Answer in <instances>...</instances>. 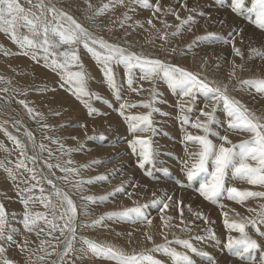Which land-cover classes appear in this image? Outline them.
I'll return each mask as SVG.
<instances>
[{"label":"rangeland","instance_id":"rangeland-1","mask_svg":"<svg viewBox=\"0 0 264 264\" xmlns=\"http://www.w3.org/2000/svg\"><path fill=\"white\" fill-rule=\"evenodd\" d=\"M213 1L0 0V264H119L124 258L136 257L146 249L151 253L153 246L156 249L168 241L171 242L169 248L187 255L195 264L205 259L200 258L198 252H206L215 260L220 258L216 260L217 264H227L225 258L228 256H219L218 252L228 247L229 235L238 238L239 233L224 228L222 212L228 213L230 221L245 219L246 234L260 244V249L248 253V257L255 259L264 252V220L258 218L264 197H249L240 202L241 206L228 199L226 192L227 187H235L240 191L264 193V185L254 186L246 179H239L229 168L225 190L216 202L199 196L196 189L204 174L192 183L185 182L187 176L183 166L185 160L190 161L189 153L196 152L199 146L186 142L183 139L186 132L173 130L172 126L181 124V119L188 117H192L193 123L198 118L203 121L204 117L200 116L202 106L197 108L199 113L187 111L184 98H178L181 90L177 98L171 97L170 89L161 82L166 81L162 78L163 68L179 70L180 74H187L201 84L225 92L246 111L249 108L238 97V91L244 93L245 88L250 87L249 92L253 91L257 101L261 102L259 97L264 98V92L253 83H247L264 81V68L259 74L247 71L254 62L245 68L243 66L248 56L253 60L263 57V42L254 47L247 46L246 52L242 49L239 55H232L233 50L227 55L224 46L208 47L232 42L234 32L244 44L248 30L242 27L244 25L264 35V29L255 25L249 11L252 0H244V5L235 13L230 11L232 5L229 6L228 0ZM215 6L230 18L219 17L212 12ZM201 24H205L204 28L197 30L195 25ZM171 36L174 40H170ZM228 37L232 39L227 41ZM185 48L188 52L178 60L179 52ZM116 50L120 51L116 53ZM240 56L242 60L237 61ZM122 57L130 58L131 64L151 66L157 71L149 78L141 67L133 68L137 72L131 77L133 87L124 89L120 86L122 79L120 81L119 77L124 81L131 73L128 74L126 65L119 62ZM102 68L113 73L117 83L115 89L109 86ZM159 82L164 106L157 104L160 96L155 94V85ZM199 95L202 103L198 101L203 107L211 103L204 94ZM121 103L136 105V108H125L121 115ZM145 104L149 107L145 108ZM153 108L154 112L158 110L157 114L152 112ZM222 108L221 103L210 125L215 133L209 136L213 144L218 146L222 143L218 137L224 135L235 145L251 139L252 134L244 133L246 131L221 133L215 120L221 118L227 123ZM163 112H168L165 118L161 116ZM148 113H151L155 132L141 131L131 135L124 117ZM249 116L255 119L250 113ZM90 122L92 124L89 125ZM192 128L191 131L196 129ZM161 131L163 134L159 137L156 132ZM197 132V135L204 134L202 129ZM237 136L238 139L233 141ZM136 137L148 139L152 151H157L160 157L157 167L162 169L163 175L148 179L142 173L137 176L133 173L139 168V158H129L131 154L138 155L131 152L129 142ZM114 155L118 158H112ZM128 160L132 163L133 172L129 169V173L123 176L125 179L122 177L112 185L104 186L110 175L120 174L119 170L127 166ZM181 163L182 166H178ZM249 163L255 165L253 161ZM135 176L137 185L133 180ZM142 176L145 184L142 179L137 181V177ZM152 180L157 182L158 190ZM171 180L173 183L169 182ZM184 190L195 192L188 202L182 200L183 205L189 204L190 212L189 208L185 210L182 207L179 200V197L187 199L183 197ZM151 192L153 194H149ZM123 196L127 201L121 198ZM119 198V203L115 202ZM165 202L166 214L176 213L179 209L185 215H192L202 228L212 226L215 239L196 234L194 230L184 234L186 219L179 225H163L162 231L156 230V223L133 224L149 220V209L155 206L163 209ZM193 212L201 213L209 224H204V219L194 216ZM210 213L214 215L212 219H209ZM74 220L78 224L76 233L72 227ZM249 220L254 222L250 225L247 223ZM111 223L116 227L129 226L125 229V236L130 243L117 250L110 244L107 232ZM147 229L153 233L147 235ZM197 235L206 239L202 242L196 240ZM174 239H195L197 256L175 243ZM156 241L160 242L154 245ZM238 251L239 246L232 253ZM169 258L171 264H175L177 258L170 253ZM159 264H169V260Z\"/></svg>","mask_w":264,"mask_h":264},{"label":"snow or ice","instance_id":"snow-or-ice-1","mask_svg":"<svg viewBox=\"0 0 264 264\" xmlns=\"http://www.w3.org/2000/svg\"><path fill=\"white\" fill-rule=\"evenodd\" d=\"M244 5V0H232V11L237 12ZM249 11L255 14V25L264 29V0H252ZM235 54L239 55L238 49L234 48ZM126 65L127 73L130 74L135 67H141L145 75L151 77V75L157 71L154 67L131 64L130 58L122 57L119 61ZM103 75L106 77L108 84L111 88H116V81L113 73L110 69L102 68ZM162 78L167 81L171 88H178L181 90L184 102L187 104V111H191V106L196 103L198 93H203L205 97L211 101V103L205 104L204 108L200 110V116L204 117L201 121L199 118L192 125L196 129H202L203 135L186 134L183 139L186 142H195L199 147L196 152L189 153L190 161L185 160L183 162L184 169H186V176L189 182L193 181L200 174H204V178L199 182V186L196 189L199 196L204 200L216 202L222 191L225 190V176L226 171L231 168L234 176L246 179L248 183L252 185H264V124H253L249 119L246 110L239 104V102L230 99L229 96L216 88L213 89L208 85L201 84L195 78H190L187 74H180L179 70L172 71L167 68L162 69ZM254 86L261 92H264V82H252ZM223 104V108L229 118L228 128L231 130L248 131L252 134L251 139L242 141L238 145L232 144L227 135L219 136L222 141L219 146L213 144L209 136L215 134L212 132L210 125L214 122V113L220 104ZM129 107H136V105H129L121 103L119 105L120 114L123 115V110ZM145 108L149 105L145 104ZM210 109V110H209ZM155 111V109H154ZM128 121L129 129L135 133L137 131L143 132H155L152 127L151 113L145 115H128L124 117ZM187 118L184 119V123H187ZM130 143V148L133 153L139 151V160L137 166L140 169H144L147 163H150L153 159V151L148 139L136 137ZM230 145V146H225ZM238 149V150H237ZM249 161L255 162V165L250 164ZM151 176L152 172L149 170L145 173ZM227 198L235 200L238 203L246 200L249 197H264V193L240 191L235 187H227ZM155 206V205H154ZM167 205H165V208ZM189 211L191 208L189 207ZM194 216L203 218L205 224L209 221L206 217H202L199 212H193ZM222 223L224 228L229 231H236L239 233V237H233L229 235L227 237V246L233 245L239 246V251L235 253L237 257H243L246 259L245 254L260 249V244L255 239H251L245 232V219H241L239 222L236 220L230 221L228 219V213L222 212ZM258 218L264 220V206H261ZM253 220H249L247 223H253ZM206 234L209 237L215 239L213 235V229L208 227ZM196 240H201V236L195 237ZM171 242H166L163 245L157 246L154 251H164L170 253L174 258L181 259L184 264H192L187 255L168 247ZM175 243L182 245L184 248L190 250L192 253L197 252V248L189 240L175 239ZM206 257L208 264H215V259L208 253H203ZM135 257L127 258L121 262V264H134ZM145 261L148 264H158L152 257H146ZM260 264H264V252L260 256Z\"/></svg>","mask_w":264,"mask_h":264},{"label":"bare ground","instance_id":"bare-ground-1","mask_svg":"<svg viewBox=\"0 0 264 264\" xmlns=\"http://www.w3.org/2000/svg\"><path fill=\"white\" fill-rule=\"evenodd\" d=\"M213 1V0H212ZM214 2V1H213ZM219 2V1H218ZM228 4H229V6L230 5H232V0H228V2H227ZM194 4V3H193ZM218 4V3H217ZM221 4V3H220ZM174 5V4H173ZM221 5H223V4H221ZM224 7H226V6H224ZM230 7H232V6H230ZM215 8L217 9H211L212 10V12H215L216 14H218L219 15V17H222V16H224L225 18H230L229 16H227L225 13H221L219 10L221 9L220 7L218 8V7H216L215 6ZM171 9V8H170ZM173 9V8H172ZM230 11H232V10H230ZM174 12V11H173ZM172 12V13H173ZM233 12V11H232ZM142 13V12H141ZM231 14V13H230ZM234 14V13H233ZM172 15V14H171ZM226 15V16H225ZM126 16V15H125ZM139 17L141 16V15H138ZM174 16V15H173ZM240 16V15H239ZM141 17H143V16H141ZM140 17V18H141ZM127 18V17H126ZM224 18V19H225ZM238 18V17H237ZM252 18L255 20V14L254 13H252ZM172 19V18H171ZM220 19V18H219ZM218 19V20H219ZM239 19V18H238ZM222 20V19H221ZM228 20V19H227ZM227 20H225V21H227ZM230 20V19H229ZM243 20V19H242ZM245 21V20H244ZM140 24V23H139ZM235 24V23H234ZM247 24V23H246ZM232 25H233V23H232ZM239 25V24H238ZM204 26H205V24H201L200 26L199 25H195V28H197V30H199V29H203L204 28ZM241 27V26H240ZM239 27V28H240ZM242 27H245V29H248L246 32H247V35H246V38H245V43L244 44H242V39L239 37V35L237 36V35H234L235 34V32L232 34L233 36H234V38L232 39V38H230V37H228L227 38V41H229V39H232V42H226V43H220V44H211L210 46H208V47H212V46H219V47H222V46H224L225 47V53L228 55L232 50H233V53H232V55H235V52H234V48L235 49H238V51L240 52V51H242V49H243V52L245 53L246 52V50L245 49H247V46L249 47V46H251L252 45V47H254V45L255 44H257V43H261V42H263L264 43V35H261V34H258L257 32H255L254 30H252V28L251 27H249V26H246V25H244V26H242ZM257 28V27H256ZM240 30V29H239ZM262 31V30H261ZM200 32V31H199ZM237 32V31H236ZM203 33V32H202ZM236 34H238V33H236ZM161 35V34H160ZM188 35H190V34H188ZM231 36V35H230ZM232 36V37H233ZM252 38V39H248V38ZM171 39H173L174 40V36H171L170 37V40ZM180 40V39H179ZM231 41V40H230ZM254 41H255V43H254ZM208 43H211V42H208ZM247 44V45H246ZM171 45H173V44H171ZM174 47V46H173ZM219 47H218V49H219ZM262 47V46H261ZM189 49H190V47H188ZM188 48H185V49H183L182 51H180L179 52V57H177L178 58V60H181L182 58H184L185 57V55H186V53L188 52ZM217 50V49H216ZM250 50V48H248V51ZM257 50V49H256ZM108 51V50H107ZM120 50H116V51H114V52H116V53H118ZM215 51V50H214ZM253 51V50H252ZM251 51V52H252ZM207 52H208V48H207ZM206 52V53H207ZM256 52V51H255ZM209 53V52H208ZM248 53V52H247ZM111 54V53H110ZM225 54V55H226ZM122 55V54H121ZM107 57V56H106ZM109 57V56H108ZM222 57V56H221ZM220 57V58H221ZM232 57V56H231ZM109 59V58H108ZM157 59V58H156ZM222 59V58H221ZM242 60V57L240 56V58L237 60V61H239V60ZM233 60V59H232ZM183 62V61H182ZM251 62H254L255 64L254 65H252V66H250L248 69H247V71H249V70H253V71H255L256 73H259V74H261L262 73V70H260V69H263L264 68V55H263V57L261 58V57H258L257 59H251L250 58V56H248V58H246L244 61H243V66H244V68L245 67H247ZM118 64V63H117ZM190 65V64H189ZM242 65V64H241ZM121 67L122 66H124V64L123 65H120ZM226 66V65H225ZM134 69H136V68H134ZM134 69L131 71V74L130 75H128V79L126 78H124V81H123V78H121V76L119 77L120 79V81H121V79H122V81L120 82V86L122 85V88H126V86L128 87V88H132L133 86L131 85V77L132 76H134V75H136V71H134ZM39 72V71H38ZM215 72V71H214ZM36 76V75H35ZM119 76V75H118ZM122 77H124V76H122ZM263 77H264V74H263ZM119 82V81H118ZM162 82V85L163 86H165V87H168L169 89H170V91H171V93H170V96L172 97V96H174V98H177V96H178V94H179V92H180V89H178V88H176V89H174V88H171L169 85H168V83H167V81H161ZM161 82H159L157 85H155V87H156V91H155V94H158L160 97H159V101H158V105L159 104H164L165 103V100H164V98H163V96L161 95V93H160V89H161ZM261 82H264V81H261ZM117 84V83H116ZM119 87V86H118ZM98 88H100V87H98ZM120 88V87H119ZM118 89V88H117ZM251 88L250 87H246L245 88V90H244V93H242V92H237V95H238V97H240V99L243 101V103H245L247 106H248V111H246L247 112V114H248V116H249V113L252 115V116H254L255 117V119H253V118H251L250 116H249V119L251 120V119H253L254 121H251V122H253V124H264V107H263V105H262V103L261 102H263L264 103V98H261V97H259L260 98V100H261V102L260 101H257L255 98H254V94H253V91L252 92H249V91H251L250 90ZM255 90V92H256V94H257V91H256V89H254ZM120 92V91H119ZM124 92V91H123ZM235 92V91H234ZM130 93V92H129ZM126 94V93H125ZM143 94V93H142ZM199 94H203V93H198L197 94V98H196V103L195 104H193L192 106H191V111L192 112H194V111H196L197 112V108H199L200 106H202V108H204L203 107V104H199V98H200V95ZM140 95V94H139ZM237 95H235V96H237ZM115 96V95H114ZM35 97V96H34ZM113 97V96H112ZM116 97V96H115ZM179 97H181V98H179ZM134 98H135V96H134ZM178 98H179V100H181L182 99V94H181V92H180V95L178 96ZM263 99V100H262ZM199 100V101H198ZM247 100H249V101H247ZM151 101V100H150ZM154 101V100H153ZM201 103H202V101H200ZM157 104H155V105H157ZM162 105H160V106H162ZM164 106V105H163ZM243 107V106H242ZM136 108V107H135ZM156 108V107H155ZM178 109V108H177ZM152 111V110H151ZM178 111H179V109H178ZM152 112H154V108H153V111ZM156 112H158V110L156 111ZM156 112H154V113H156ZM221 112H222V114H223V116L225 117V119L227 120V123L225 122V120L224 119H219L218 121H216L215 120V123L217 124V126L220 128V131H221V133L222 134H225V133H227V134H229V133H233V131H230L231 129H229L228 128V123H229V118L227 117V113H226V111L224 110V108H222V110H221ZM166 113H168V112H166ZM165 112H163V113H161V116H163L164 118H165V116L167 115ZM197 113H199V112H197ZM157 114V113H156ZM156 114H154V116L156 115ZM166 114V115H165ZM119 115V114H118ZM156 116H158V115H156ZM160 117V116H159ZM163 117H160V118H163ZM199 117V116H198ZM202 117V116H201ZM97 119H98V117H96ZM159 118V119H160ZM78 119V118H77ZM93 119H95V118H93ZM92 119V120H93ZM96 119V120H97ZM185 119V118H184ZM184 119H181V124H179V122H177L179 125H177V126H172L173 127V130H181L182 132H186L185 133V135L186 134H192V135H197V131H198V129H194L193 131H191L193 128L191 127V124H194L193 123V120H192V117H188L187 118V121H190V124H187V123H184ZM75 120H76V118H75ZM157 120V119H156ZM164 120V122H165V119H163ZM84 121V120H83ZM180 121V120H179ZM257 121V122H256ZM93 122V121H92ZM101 122V121H100ZM169 122H174V120L173 121H169ZM223 122V123H222ZM87 123V122H86ZM102 123V122H101ZM159 123H162V122H159ZM90 124H92L91 122L89 123V125ZM126 124H127V129H129V124H128V121L126 122ZM88 125V124H87ZM183 126H184V128H183ZM81 129V128H80ZM261 131H264V128L263 129H261ZM129 132H131L130 131V129H129ZM138 132H140L141 133V131H137V132H135V133H133V132H131L130 134L131 135H134V134H136V133H138ZM244 132V131H243ZM157 134H159V137L160 136H162V134H163V132L161 131V132H156ZM244 133H249L248 131H246V132H244ZM31 134V133H30ZM181 134V133H180ZM173 138L175 137L174 135L172 136ZM238 137L239 136H237L236 138H235V140H233V141H236L237 139H238ZM156 139V138H155ZM156 141H158V139H156ZM188 143H191V142H188ZM193 143H195V142H193ZM192 143V144H193ZM189 146H191V145H189ZM219 146V145H218ZM180 149V148H179ZM190 150V149H189ZM131 152H132V150H131ZM133 153V152H132ZM138 155H133V154H131L130 156H129V158L130 159H134V158H139V151L137 150V152H136ZM112 158H114V159H117L118 157H117V155H114ZM137 158V159H138ZM159 161H160V157H159V155H158V153H157V151L155 150V152H153V159H152V161L150 162V163H147L146 165H145V168L144 169H140V168H137L136 169V171H132V167H131V165H132V163L128 160L127 161V166L125 165V166H123L122 168V170H119V172H120V174H115V175H110V177L107 179V180H105L106 182L104 183V186H109V185H112L113 183H115V182H117V181H119V179H121L126 173H129L128 171H132L133 173H135L136 174V176L139 174L140 175V173H142V174H144L145 175V177H148V179L150 178H153V177H156V176H159V175H163V171H162V169L160 168H158L157 166H158V163H159ZM136 163V162H135ZM173 164L174 163H172V167H173ZM252 164V163H251ZM178 166H182V163L180 164V165H178ZM180 168V167H179ZM179 168H177V171H179ZM130 169V170H129ZM183 169V168H182ZM151 171L152 172V175L151 176H149V175H146L145 173L147 172V171ZM173 171L175 172V170L173 169ZM182 173V172H181ZM132 176H134V174H132ZM136 176L134 177V183H135V180H136ZM106 178V177H105ZM124 178V177H123ZM163 178V177H162ZM167 179H172V178H170V177H166ZM186 178V177H185ZM184 178V179H185ZM238 178L239 179H243V178H240L239 176H238ZM237 178V179H238ZM125 179V178H124ZM132 179V178H131ZM137 181H139L140 179H142V181L144 182V184L146 183V180H145V178L142 176V177H137ZM244 180V179H243ZM151 181V180H150ZM153 181V180H152ZM149 182V181H148ZM160 182V181H159ZM170 183H173V180H171V181H169ZM185 182H189L188 180H187V178H186V180H185ZM138 183V182H137ZM162 183H164V182H162ZM189 183H192V181L191 182H189ZM151 184V183H150ZM156 188L158 187V184H157V182L155 183V181H153V183H152ZM161 184V183H160ZM248 184V183H247ZM103 185V184H102ZM134 185V184H133ZM132 185V186H133ZM135 185H137L136 183H135ZM138 185L140 186V184L138 183ZM147 185V184H146ZM166 185H168L167 183H166ZM176 185V184H175ZM179 185H180V183H179ZM169 186V185H168ZM188 186V185H187ZM238 186V185H237ZM255 186V185H254ZM253 186V187H254ZM262 186V185H261ZM146 187V186H145ZM152 187V186H151ZM150 187V188H151ZM160 187V186H159ZM170 187V186H169ZM178 187V186H177ZM241 187V186H240ZM99 188V187H98ZM149 188V189H150ZM162 188V187H161ZM164 188V187H163ZM247 188V187H246ZM100 189V188H99ZM141 189V188H140ZM143 189V188H142ZM141 189V190H142ZM147 189V188H146ZM169 188H167V190H168ZM171 189V188H170ZM176 189V188H175ZM179 189H180V187H179ZM186 189V188H185ZM193 189V188H192ZM243 189H244V187H243ZM248 189V188H247ZM254 189V188H253ZM253 189H252V191H253ZM157 190H158V188H157ZM166 190V191H167ZM181 190V189H180ZM261 191H262V189H260ZM264 190V189H263ZM128 191H130V190H128ZM132 191V190H131ZM150 192V191H149ZM130 193V192H129ZM172 193V192H171ZM176 193H177V190H176ZM181 193V192H180ZM183 193H184V198H187V199H182L181 197H179V200H180V202H181V204H182V207L185 209V210H187L188 208H189V204L187 203L186 205L184 204L183 205V202H182V200H184V201H189L191 198H193V195L192 194H194L192 191H183ZM186 193V194H185ZM132 194V193H131ZM149 194H153L152 192L151 193H149ZM149 194H147V195H149ZM155 194V193H154ZM159 194V193H158ZM157 194V195H158ZM162 194V193H161ZM222 194V193H221ZM129 195V194H128ZM133 195V194H132ZM131 195V196H132ZM192 195V196H191ZM139 196H141V198H142V196L143 195H139ZM150 196H152L153 197V195H150ZM176 196V195H175ZM129 197V196H128ZM196 197V196H195ZM121 198H125L124 196L123 197H121ZM139 198V197H138ZM140 198V199H141ZM167 198H168V196H167ZM200 198V197H199ZM198 198V199H199ZM139 199V200H140ZM248 199V198H247ZM253 199V198H252ZM119 200H120V198L119 199H117V201H115V202H117V203H119ZM122 200V199H121ZM125 200H126V198H125ZM146 200H148V199H146ZM250 200V199H249ZM248 200V201H249ZM127 201V200H126ZM150 201V200H149ZM197 201H199V200H197ZM217 201V200H216ZM252 201V200H251ZM235 202H237V201H235ZM247 202V201H246ZM254 202V201H253ZM255 202H256V200H255ZM120 203H121V201H120ZM167 202H165L164 203V205L166 204ZM207 203V202H206ZM226 203V202H225ZM248 203V202H247ZM257 203V202H256ZM255 203V204H256ZM73 204V203H72ZM174 204V203H173ZM196 205L198 204V203H195ZM210 204V203H209ZM240 204V203H239ZM249 204V203H248ZM247 204V205H248ZM228 205V204H227ZM241 206H242V204H240ZM245 205H246V203H245ZM178 206V205H177ZM202 206L203 205H201V208H202ZM249 206V205H248ZM254 206V205H253ZM252 206V207H253ZM257 206V205H256ZM165 207V206H164ZM172 207V206H171ZM222 207V206H221ZM243 207H245V206H243ZM194 208V207H193ZM207 208V207H206ZM214 208V207H213ZM213 208H212V210H213ZM217 208V207H216ZM232 208V207H231ZM235 208V207H234ZM208 210H211V208H207ZM218 209H220V208H218ZM225 209V208H224ZM242 209H244V208H242ZM223 210V209H222ZM226 210V209H225ZM229 210H231L230 208H229ZM247 210H249V209H247ZM165 211H166V208H163V209H161L160 208V206H155V207H151V209H149V213H148V216H149V218L151 219H149V220H140V221H137V223H133V224H136V225H139V223H147V222H151V223H156L157 225V228H156V230L159 228V230H161L162 231V229H163V225H166V226H171V225H179V224H181V223H183V220L184 219H186V221H185V224H186V226H185V230H184V234L185 233H187V234H190V233H192V231L193 232H195L196 234H200V235H207L206 234V226L204 227V228H202V226L197 222V219L195 218V217H193L192 215H185V214H183L181 211H179V209H178V211L176 212V213H174L173 211L172 212H169V213H165ZM176 211V210H175ZM192 211V210H191ZM216 211V210H215ZM220 211V210H219ZM228 211V210H227ZM142 212V211H141ZM190 212V211H189ZM218 212V211H217ZM231 211H229V213H230ZM247 212H249V211H247ZM207 213V212H206ZM205 213V214H206ZM243 213V212H242ZM142 214V213H141ZM220 214V213H219ZM218 214V215H219ZM144 215V214H143ZM221 215V214H220ZM209 216H210V218L209 219H212L211 217H213L214 215L213 214H209ZM236 216V215H235ZM243 216V215H242ZM216 217V216H215ZM217 217H219V216H217ZM216 217V218H217ZM222 217V216H221ZM238 217V216H237ZM75 218V217H74ZM143 218H144V216H143ZM199 218V217H198ZM145 219V218H144ZM232 219V218H231ZM216 220V219H215ZM254 221V220H253ZM200 222H202V221H200ZM97 224V223H96ZM205 224V223H204ZM209 224V223H208ZM113 225V223H111V225H110V227H109V229H107V232L109 233V235H110V239H111V245L114 247V250H117V248H119L121 245H127L128 243H130V241L128 240V237L127 236H125L127 233V229H128V227H126L125 225H123V226H121V227H116V226H112ZM131 225V224H130ZM214 225V224H213ZM219 225V224H218ZM251 225V224H250ZM150 226V225H149ZM223 226V225H222ZM72 227H73V229H74V231H75V233H76V229H77V227H78V224L75 222V220L73 221V225H72ZM98 227V226H97ZM104 227V226H103ZM142 227H143V225H142ZM154 227V226H153ZM152 227V228H153ZM210 227H212V226H210ZM96 228V227H95ZM141 228V227H140ZM139 228V229H140ZM246 228V227H245ZM255 228H256V226H255ZM126 229V230H125ZM135 229V228H134ZM144 230V229H143ZM159 230H158V232H159ZM175 230V229H174ZM126 231V232H125ZM145 231V230H144ZM181 231V230H180ZM73 232V231H72ZM146 234L147 235H149L150 233H153L152 232V230L151 229H147L146 230ZM157 232V233H158ZM175 232H177V231H175ZM183 231H181L180 233H182ZM70 233V232H69ZM179 233V232H178ZM179 233V234H180ZM88 234V233H87ZM104 234V233H103ZM102 233H101V235L103 236V237H106L105 235H103ZM178 234V235H179ZM222 234V233H221ZM141 235V234H140ZM143 235V234H142ZM141 235V236H142ZM145 235V234H144ZM146 235V236H147ZM224 235V234H223ZM100 236V235H99ZM153 236H154V234H153ZM196 236V235H195ZM197 236H199V235H197ZM258 236V235H257ZM71 237V236H70ZM148 237H150V236H148ZM159 237V236H158ZM162 237V236H161ZM183 237V236H182ZM107 238V237H106ZM147 238V237H146ZM163 238V237H162ZM156 239V238H155ZM159 239V238H158ZM203 239H206V238H202L201 239V242H202V240ZM104 240V239H103ZM138 240V239H137ZM161 240H164V239H161ZM160 240V241H161ZM171 240V239H170ZM159 241V242H160ZM174 242H175V239L173 240ZM210 241V240H209ZM136 242V241H135ZM159 242H155L154 243V245L155 244H159ZM169 242V241H168ZM173 242V243H174ZM192 244H193V246L195 245V239H193V240H191L190 241ZM64 243V242H63ZM166 243V242H165ZM171 244V243H170ZM100 245V244H99ZM98 245V246H99ZM175 245V244H174ZM63 246H65V245H63ZM140 246H141V244H140ZM145 247V246H144ZM155 246H153V248L152 249H155L154 248ZM129 248H131V247H129ZM137 248V247H136ZM141 248V247H140ZM222 248V247H221ZM235 248H237V245H233L232 247H227L226 249L224 248V249H222L221 251H219L218 253H219V256H221L222 254H224L225 256H228L227 258H225V260L228 262L227 264H236V263H234V261L236 262H238V259L239 260H242L241 262H238L237 264H246V262L247 261H252V262H254L253 264H260V256H261V253H259L258 254V256L255 258V259H253V258H250V257H248V255L247 254H245V256H246V259L245 258H243V257H237L235 254H233L232 252H234V249ZM126 249V248H125ZM66 250V249H65ZM68 250V249H67ZM136 250V249H135ZM147 250V249H146ZM146 250H144L143 252H141V253H139V254H137L136 255V261L134 262V264H148V262L147 261H145V258L146 257H152L154 260H156L157 262H158V264L159 263H161L162 261H166V260H169V264H171V262H170V258H169V253L168 252H164V251H159V250H156V251H151V253H149L150 251H148V252H146ZM110 252H115V251H110ZM112 253V254H113ZM118 253H119V251H118ZM201 256H200V258L201 257H204L205 259L202 261V263H200V264H208V261H207V259H206V257L202 254V253H200V252H198ZM121 254V253H120ZM61 256H62V254H60ZM109 255H111V254H109ZM194 255H196L197 256V253H195ZM194 255H192V257L194 256ZM122 256V255H121ZM199 256V255H198ZM109 258H110V256H109ZM117 259V258H116ZM124 259H127V258H124ZM220 258H218V259H216V260H219ZM216 260H215V264H217L216 263ZM191 262H192V264H195L196 262H194L193 260H191ZM205 262V263H204ZM199 263V262H198ZM119 264H121V262L119 263ZM175 264H184L183 262H182V260L181 259H179V258H177L176 259V261H175Z\"/></svg>","mask_w":264,"mask_h":264}]
</instances>
